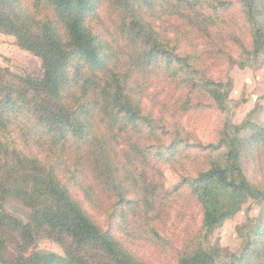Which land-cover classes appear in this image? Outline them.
<instances>
[{"label":"trees","instance_id":"trees-1","mask_svg":"<svg viewBox=\"0 0 264 264\" xmlns=\"http://www.w3.org/2000/svg\"><path fill=\"white\" fill-rule=\"evenodd\" d=\"M236 6L255 29L251 50L244 46V51L264 60V26H256L264 15V0H237ZM101 7L112 16L106 31L97 27V21H107L101 19ZM232 7L226 0H0V33L14 36L43 66L41 78L13 75L0 67V223L16 229L22 246L51 239L64 251L63 257L36 253L6 264H148L104 230L75 193L81 192L97 209L104 199L111 201L110 216L120 225H131L134 218L152 228V207L159 205L164 186L144 178L134 155H122L125 135L137 150L150 149L146 141L151 127V136L157 135L155 122L143 114L144 83L137 78L145 69H157L146 73L149 78L156 72L179 76L186 90L207 97L221 110L227 94V84L200 75L195 57L180 55L156 21L174 18L207 35L222 27ZM228 128L223 127L216 144L198 147L208 155L226 149L230 172H238L240 182L215 163L184 179L205 208L203 232L227 216L220 194L252 195L241 166V145ZM261 133L254 147L264 168ZM177 138L162 143L165 153H178L179 143L185 142ZM133 194L140 199L135 201ZM9 195L31 208L29 223L5 212ZM254 232L246 234L247 244L233 264H253L249 253L252 260L257 257L254 264H264V237L262 249L251 252ZM127 236L136 238L133 231ZM204 238L205 232L187 245L177 264H220L209 258ZM5 244L0 241V254Z\"/></svg>","mask_w":264,"mask_h":264},{"label":"rangeland","instance_id":"rangeland-1","mask_svg":"<svg viewBox=\"0 0 264 264\" xmlns=\"http://www.w3.org/2000/svg\"><path fill=\"white\" fill-rule=\"evenodd\" d=\"M226 1L233 4L227 19L222 27L207 35L189 30L182 25V21L174 18L160 16L161 19L156 21L161 35L168 37L180 55L195 57L197 61L193 63L200 75L227 84L224 110L207 97L186 90L180 84L179 76L169 78L156 72L149 78L146 73L153 74V70L157 69H145L137 78L138 83H144L143 114L155 122L157 135L151 136L154 135L151 127L148 134H152L146 141L150 149L140 150L135 148L130 136L125 135L122 155L126 158L129 156L127 152L134 155L135 165L146 173L144 178L164 186L159 205L152 207L156 211L152 228L134 218L130 220L131 225L127 226V222L120 225L117 219L110 216L111 201L104 199L101 209H97L85 200L81 192L75 193L76 199L104 230L112 233L136 257L148 264H177L181 251L204 232V247L215 263H235V257L242 254L247 244L246 234L252 230L256 238L251 242V252L262 249L264 200L257 198L264 195V168L258 161L254 141L264 131V60L262 57L254 59L244 51V46L251 50V36L255 29L250 23L251 18L244 17L236 6L237 0ZM100 13L101 19L107 21L102 24L97 21L96 26L99 31H106L110 28L112 16L108 18L103 7ZM256 26H264V15L258 18ZM0 67L13 75L43 76L41 58L22 49L17 39L9 34L0 33ZM227 124L229 135L241 145V166L252 195L247 196L245 192L232 196L220 194L218 198L223 200L220 208L228 211L227 216L220 225L206 228L203 232L205 208L192 195L184 179L197 177L199 172L210 169L215 163L225 167L230 179L240 182L239 173L230 172L226 149L208 155L198 147V144H216ZM175 137H178L175 141L182 140L185 144L179 143L181 148L178 153H165L162 143H171ZM132 186L137 191V185ZM133 195L135 201L140 199V195ZM4 210L14 219L25 224L30 222L31 208L16 196H8ZM126 226L130 229L124 233ZM130 230L136 234L135 239L127 236ZM1 240L6 242L0 254L3 264L29 259L36 253L64 256L62 247L51 239H38L30 246L20 245L19 234L10 224L3 226L0 223ZM249 254L254 264L257 257L252 260L254 254Z\"/></svg>","mask_w":264,"mask_h":264}]
</instances>
